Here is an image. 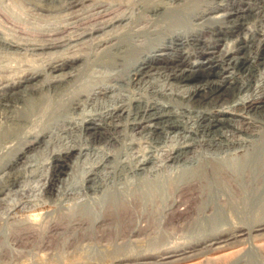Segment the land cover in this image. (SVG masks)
Wrapping results in <instances>:
<instances>
[{"label": "bare ground", "instance_id": "bare-ground-1", "mask_svg": "<svg viewBox=\"0 0 264 264\" xmlns=\"http://www.w3.org/2000/svg\"><path fill=\"white\" fill-rule=\"evenodd\" d=\"M0 206V264H264V0H0Z\"/></svg>", "mask_w": 264, "mask_h": 264}, {"label": "rangeland", "instance_id": "rangeland-1", "mask_svg": "<svg viewBox=\"0 0 264 264\" xmlns=\"http://www.w3.org/2000/svg\"><path fill=\"white\" fill-rule=\"evenodd\" d=\"M112 1H114V0H112ZM118 1L125 2L126 0H118ZM88 3L89 2H86L85 4L87 5ZM75 9L78 10V9H80V7H75ZM40 157H42V158H39V162H41L42 164L45 163L47 160L46 156H40ZM73 162H74V159L70 158L68 161V164L69 163L71 164ZM43 170H45V167L43 165H41L37 169V172L40 174L39 177L38 176H37V178L24 177L23 178L24 180L22 179L23 184H22L21 188L24 189L26 187V189H27V190L25 189L26 192L23 193L22 196H23V200H25L27 202V206L29 204H33L34 202H39V201L45 200V196H43L40 193L39 189H37V186H39L41 184V182H42L41 179L43 178V175L45 174V171H43ZM35 187H36V189H35ZM33 190H35V191H33ZM10 192L13 195V191L11 190ZM11 198L15 199L16 197L11 196ZM51 208L52 207L50 206L49 209H51ZM4 209H5L4 207L0 206V217L5 216L4 214H5L6 209L5 210ZM4 244L6 246H8V244L5 240H4ZM62 249L63 248H54V249L49 248V249H45V250H37L35 248L25 247V249H19V255L20 256L18 255V257L10 258L8 261L4 260L3 262H1V264H7V262L8 263L12 262L11 264H77L74 261L76 260V255H77L78 251L76 249L74 250L73 248H64L63 249L64 252H63ZM91 258H92L94 263H88V264H112V262L106 256H103L102 254H96V256L91 255Z\"/></svg>", "mask_w": 264, "mask_h": 264}]
</instances>
